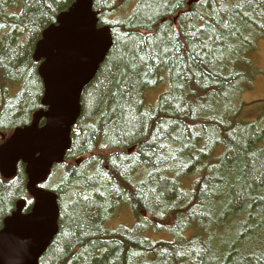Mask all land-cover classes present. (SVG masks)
<instances>
[{
  "label": "trees",
  "instance_id": "1",
  "mask_svg": "<svg viewBox=\"0 0 264 264\" xmlns=\"http://www.w3.org/2000/svg\"><path fill=\"white\" fill-rule=\"evenodd\" d=\"M191 1L95 0L115 46L84 90L65 164L42 185L57 195L60 219L39 264H264V110L249 94L262 66L245 64L264 38V0ZM74 2L0 0L7 138L43 109L36 46ZM124 6L134 8L127 19ZM162 81L168 89L146 110ZM25 167L12 181L0 174V231L19 200L33 208ZM129 202L146 217L107 226Z\"/></svg>",
  "mask_w": 264,
  "mask_h": 264
},
{
  "label": "water",
  "instance_id": "2",
  "mask_svg": "<svg viewBox=\"0 0 264 264\" xmlns=\"http://www.w3.org/2000/svg\"><path fill=\"white\" fill-rule=\"evenodd\" d=\"M194 0L192 3L197 2ZM95 0H75L46 29L37 43L34 59L43 61L39 75L45 88L43 106L33 123L16 131L0 148V172L6 179L26 163L28 192L35 202L30 213L21 200L0 231V264H39L59 232L60 207L56 194L40 189L55 165L66 160L73 127L83 113L85 88L95 79L112 47L108 28H99ZM46 124L40 127V121Z\"/></svg>",
  "mask_w": 264,
  "mask_h": 264
},
{
  "label": "rangeland",
  "instance_id": "3",
  "mask_svg": "<svg viewBox=\"0 0 264 264\" xmlns=\"http://www.w3.org/2000/svg\"><path fill=\"white\" fill-rule=\"evenodd\" d=\"M132 9H134V8H129V7H127V6H124V7L122 8V11H123L124 13L121 15V17L124 18V19L129 18L130 14L132 13V12H131ZM235 26H236V24H235ZM255 30H256V29H254V28L252 27L251 30L247 32V34H249V36L253 35V36H251L250 40H252V39L254 38V35H255V34H254V31H255ZM252 45H253V44H250V43H249V47L247 48V52H248V51H251V49H252ZM257 45H258V53H256V54H259V57L257 58V57H256V54L252 55V53H250V54H246V57H245V64H250V63L253 61V65L256 67V66H258V63L255 62V60H258V59H259V62H260V64H261V66H262V68L260 69V73L262 74V77L259 78V80H258V82H257V84H256V87H255V90L252 91V92H250L249 94H252V95H253L255 92H258V99H255V100L253 101V106L256 107V108H259V109L264 110V100L259 99V98L264 97V38H263L262 40L258 41V42H257ZM248 59H250V61H248ZM40 66H41V64H40ZM39 68H40V67H39ZM41 80H42V79H41ZM92 81H93V80H92ZM42 82H43V81H42ZM43 86H44V84H43ZM166 88H167V87H166L165 85H161V87H160V88H157V89L155 90V92H153V91H149V92H147V95L151 93L150 95L147 96V101H148L150 104H153V102L156 101V99L158 98V96H159L162 92H164ZM152 92H153V93H152ZM201 96H202V95H198V99H199ZM43 98H44V96H43ZM244 101L246 102V99H245V98H244ZM144 103H145V102H144ZM149 109H151L150 106H149ZM146 110H148V109H146ZM246 115L249 116L250 113H249V112H246ZM7 141H8V138H7L6 136H4V139H3L4 144H5ZM140 177H142V176H140ZM54 182H59V180H58V179H55ZM183 188L186 189V185H184ZM27 194H28L29 196H31L28 192H27ZM132 219L135 220V217H134V215L132 214V212H131L130 209H129L128 212H126V211H122V212H120V210H119V211H116L114 218L111 219L112 221H111L107 226H116L117 224H118V225L125 224L124 222L131 221ZM134 223H135V222H134ZM134 223H133V224H134ZM130 224H131V225H128V226H132V225H133L132 223H130ZM126 225H127V224H126ZM192 231H193L194 233H198L197 226H196L195 228H193ZM157 238H159V237L157 236ZM160 238H165V234H164V235H160Z\"/></svg>",
  "mask_w": 264,
  "mask_h": 264
},
{
  "label": "bare ground",
  "instance_id": "4",
  "mask_svg": "<svg viewBox=\"0 0 264 264\" xmlns=\"http://www.w3.org/2000/svg\"><path fill=\"white\" fill-rule=\"evenodd\" d=\"M24 89V88H23ZM9 122V121H8Z\"/></svg>",
  "mask_w": 264,
  "mask_h": 264
}]
</instances>
